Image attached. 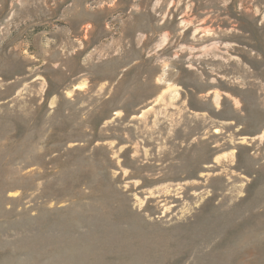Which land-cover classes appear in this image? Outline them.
Instances as JSON below:
<instances>
[{
	"label": "rangeland",
	"instance_id": "1",
	"mask_svg": "<svg viewBox=\"0 0 264 264\" xmlns=\"http://www.w3.org/2000/svg\"><path fill=\"white\" fill-rule=\"evenodd\" d=\"M0 264H264V0H0Z\"/></svg>",
	"mask_w": 264,
	"mask_h": 264
}]
</instances>
